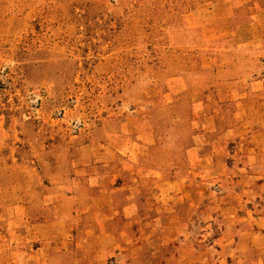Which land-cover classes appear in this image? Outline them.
I'll return each instance as SVG.
<instances>
[{
    "label": "rangeland",
    "instance_id": "374dc122",
    "mask_svg": "<svg viewBox=\"0 0 264 264\" xmlns=\"http://www.w3.org/2000/svg\"><path fill=\"white\" fill-rule=\"evenodd\" d=\"M0 264H264V0H0Z\"/></svg>",
    "mask_w": 264,
    "mask_h": 264
}]
</instances>
